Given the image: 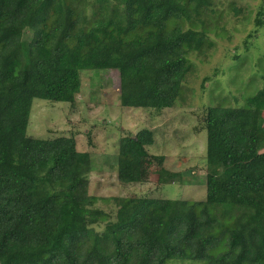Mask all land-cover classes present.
Wrapping results in <instances>:
<instances>
[{
	"label": "trees",
	"instance_id": "1",
	"mask_svg": "<svg viewBox=\"0 0 264 264\" xmlns=\"http://www.w3.org/2000/svg\"><path fill=\"white\" fill-rule=\"evenodd\" d=\"M218 1L0 0V264H264V83L241 106L204 107L202 200L114 196L111 213L73 135H26L33 99L74 104L84 69L117 70L123 107H173L189 56L214 47ZM154 141L148 127L119 138L121 184L180 176H150Z\"/></svg>",
	"mask_w": 264,
	"mask_h": 264
},
{
	"label": "rangeland",
	"instance_id": "2",
	"mask_svg": "<svg viewBox=\"0 0 264 264\" xmlns=\"http://www.w3.org/2000/svg\"><path fill=\"white\" fill-rule=\"evenodd\" d=\"M217 11L221 27L209 35L214 47L205 55L189 56L194 70L173 107L157 111L121 106L114 69L81 70L80 91L72 105L33 99L26 135L44 139L73 135L77 150L91 155L88 192L97 197L98 207L113 213L110 199L114 196L204 199V107L241 106L264 83V0H219ZM259 12L263 23L255 26ZM250 33L252 36L248 37ZM235 54L237 58L233 57ZM205 77L210 79L204 81ZM144 127L152 129L155 137L154 143L147 146L150 156L145 169L152 178L157 177L158 165L179 173L173 182L157 187L155 181L124 185L117 180L119 138Z\"/></svg>",
	"mask_w": 264,
	"mask_h": 264
}]
</instances>
